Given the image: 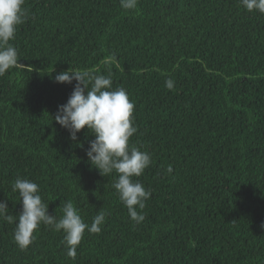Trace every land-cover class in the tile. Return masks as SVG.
Here are the masks:
<instances>
[{"label":"trees","instance_id":"obj_1","mask_svg":"<svg viewBox=\"0 0 264 264\" xmlns=\"http://www.w3.org/2000/svg\"><path fill=\"white\" fill-rule=\"evenodd\" d=\"M0 264H264V0H0Z\"/></svg>","mask_w":264,"mask_h":264}]
</instances>
